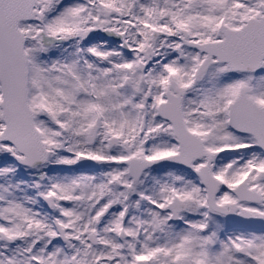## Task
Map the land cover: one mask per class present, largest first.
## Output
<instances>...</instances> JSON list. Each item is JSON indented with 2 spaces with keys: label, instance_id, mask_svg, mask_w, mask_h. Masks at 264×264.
I'll return each instance as SVG.
<instances>
[{
  "label": "snow or ice",
  "instance_id": "obj_1",
  "mask_svg": "<svg viewBox=\"0 0 264 264\" xmlns=\"http://www.w3.org/2000/svg\"><path fill=\"white\" fill-rule=\"evenodd\" d=\"M0 264H264V0H0Z\"/></svg>",
  "mask_w": 264,
  "mask_h": 264
}]
</instances>
